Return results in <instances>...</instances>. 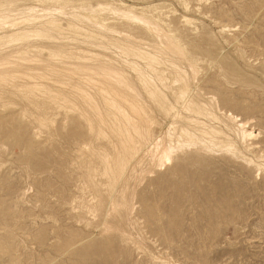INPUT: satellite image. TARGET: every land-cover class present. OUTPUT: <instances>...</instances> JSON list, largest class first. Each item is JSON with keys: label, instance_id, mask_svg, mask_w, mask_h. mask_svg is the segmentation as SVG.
<instances>
[{"label": "rangeland", "instance_id": "1", "mask_svg": "<svg viewBox=\"0 0 264 264\" xmlns=\"http://www.w3.org/2000/svg\"><path fill=\"white\" fill-rule=\"evenodd\" d=\"M81 1L13 0L10 13ZM83 1L142 8L172 30L196 59L201 92L249 121L264 166V0ZM110 11L106 25L151 41ZM3 90L0 264H264V172L224 154H184L154 169L144 160L110 193L98 157L80 150L70 108ZM39 113L44 126L33 121ZM94 146L110 149L102 139Z\"/></svg>", "mask_w": 264, "mask_h": 264}, {"label": "bare ground", "instance_id": "2", "mask_svg": "<svg viewBox=\"0 0 264 264\" xmlns=\"http://www.w3.org/2000/svg\"><path fill=\"white\" fill-rule=\"evenodd\" d=\"M14 5L0 1V89L38 93L51 105L70 108V125L82 124L80 150L98 157L110 193L144 160L154 169L184 154L197 160L224 154L264 172L252 155L249 121L201 92L196 59L142 8L137 13L82 0L68 11L53 5L41 15L33 7L11 14ZM104 10L137 23L151 41L106 25ZM33 100L31 107L37 105ZM40 114L33 121L44 126L49 119ZM98 139L109 151L94 146Z\"/></svg>", "mask_w": 264, "mask_h": 264}]
</instances>
